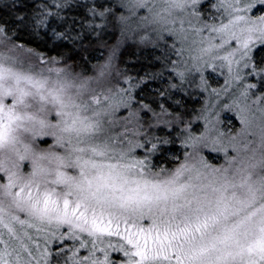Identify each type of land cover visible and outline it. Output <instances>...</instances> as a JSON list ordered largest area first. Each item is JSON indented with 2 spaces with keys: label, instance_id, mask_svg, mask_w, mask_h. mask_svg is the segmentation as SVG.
<instances>
[{
  "label": "snow or ice",
  "instance_id": "obj_1",
  "mask_svg": "<svg viewBox=\"0 0 264 264\" xmlns=\"http://www.w3.org/2000/svg\"><path fill=\"white\" fill-rule=\"evenodd\" d=\"M0 264H264V0H0Z\"/></svg>",
  "mask_w": 264,
  "mask_h": 264
}]
</instances>
